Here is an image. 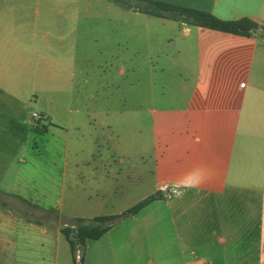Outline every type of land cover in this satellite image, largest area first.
<instances>
[{
  "label": "crops",
  "instance_id": "obj_1",
  "mask_svg": "<svg viewBox=\"0 0 264 264\" xmlns=\"http://www.w3.org/2000/svg\"><path fill=\"white\" fill-rule=\"evenodd\" d=\"M155 1L264 25V0ZM136 114L143 153L104 156L125 130L134 145ZM47 152L62 193L78 156L80 188L122 210L107 215L162 193L88 240L83 264H264V30L236 35L108 0H0V264H74L61 227L31 216L54 213L31 196Z\"/></svg>",
  "mask_w": 264,
  "mask_h": 264
},
{
  "label": "rangeland",
  "instance_id": "obj_2",
  "mask_svg": "<svg viewBox=\"0 0 264 264\" xmlns=\"http://www.w3.org/2000/svg\"><path fill=\"white\" fill-rule=\"evenodd\" d=\"M90 53L94 54V51H90ZM92 58V57H91ZM93 59V58H92ZM98 61H101V59H97ZM92 70H96L95 65L91 66ZM147 76V73L145 71H140L138 73V77L140 79L139 82H136V87L132 89L134 91L135 98L133 99L132 103L130 105H136V108L138 105H140L143 102V99L141 97V94L143 92V86L146 84L144 83L145 77ZM124 90V94L127 93V87L122 88ZM131 90V91H132ZM129 91V90H128ZM114 106L119 105V102H116L113 104ZM34 117V116H33ZM35 118V117H34ZM141 117L136 114V124L134 129V145L131 146V131L128 129L125 133H127L128 137L127 139L120 140L118 143H111L110 146L105 148L103 150L104 156L110 157L116 154H121L124 156H127V154L130 155L131 148H134V152L137 155L142 154L143 151H140V144L142 142V135H143V128H147L146 123H143V127L140 129L139 124L137 121H140ZM36 119V118H35ZM142 126V124H140ZM140 129V130H139ZM122 131V130H121ZM48 141H51V138L48 137ZM42 143L40 142V148H42ZM46 145V141L44 143V147ZM48 146V142L47 145ZM76 145H72V150L77 151L78 149ZM48 151V148H47ZM46 157H40L39 158V165L42 168L41 171L33 172V186H32V194L34 198L38 201V206L42 209L53 211V213H38L31 215L32 218L37 220H45L48 221V223L52 224L56 228H60L65 226V224H71L74 222L77 217H91L93 215H107V214H114L121 212L122 210L119 209H112L110 207L101 206L99 204H96L95 201V193L93 190H87L84 191L80 188L79 183L80 179L77 177L79 168H76L77 158L78 156L72 155V164H70L69 168L71 170L70 177H69V183L70 187L67 189L64 193H62L61 189L58 187L60 184L61 178V170L59 169H48V161H47V153L43 154ZM59 164V163H58ZM61 168V165H60ZM61 178V179H60ZM60 179V180H59ZM171 194H175V192H172ZM90 197V199L88 198ZM86 198V200H85ZM3 197H0V200H2ZM125 220V219H124ZM123 220V221H124ZM157 244V243H156ZM78 256L81 257V252H78ZM80 260V258H79ZM156 262L158 259H155Z\"/></svg>",
  "mask_w": 264,
  "mask_h": 264
},
{
  "label": "trees",
  "instance_id": "obj_3",
  "mask_svg": "<svg viewBox=\"0 0 264 264\" xmlns=\"http://www.w3.org/2000/svg\"><path fill=\"white\" fill-rule=\"evenodd\" d=\"M121 8L141 12L154 17L167 18L181 21L189 25L209 28L221 32L250 36L264 25L260 26L248 18L238 20H222L213 14L171 3L155 0H108ZM162 193L158 192L147 197L133 207L119 215H102L92 219L76 218L71 224L61 227V233L68 241L74 264L84 263V249L88 240H98L108 233L121 220L129 216L137 215L151 203L161 200ZM54 214V213H53ZM78 252H81L80 260Z\"/></svg>",
  "mask_w": 264,
  "mask_h": 264
},
{
  "label": "built area",
  "instance_id": "obj_4",
  "mask_svg": "<svg viewBox=\"0 0 264 264\" xmlns=\"http://www.w3.org/2000/svg\"><path fill=\"white\" fill-rule=\"evenodd\" d=\"M33 116L38 119V120H41L44 118V116L40 115L39 113H33ZM80 258V256H78V259Z\"/></svg>",
  "mask_w": 264,
  "mask_h": 264
}]
</instances>
